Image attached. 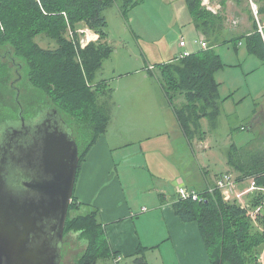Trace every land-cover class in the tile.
Here are the masks:
<instances>
[{"label": "trees", "instance_id": "obj_1", "mask_svg": "<svg viewBox=\"0 0 264 264\" xmlns=\"http://www.w3.org/2000/svg\"><path fill=\"white\" fill-rule=\"evenodd\" d=\"M143 1L0 0V123L18 119L20 104L26 118L34 117L44 108H58L79 144V177L83 162L107 132L111 118L113 88L107 81H95L104 58L112 51L109 42H101L108 37L104 11L118 4L127 16ZM185 2L199 38H204L209 47L180 57L188 51L184 50L174 59L154 65L150 73L154 74L156 67L160 69L161 86L184 133L192 141L203 133V118L208 117L215 125L222 112L224 100L215 74L224 62L216 47L231 41L238 43L242 37L250 52L264 59V37L257 19L252 18L254 30L250 35L230 38L221 25L223 17L204 8L202 0ZM258 3H261L258 16L261 14L264 20V0ZM81 22L96 30L100 40L82 47L75 29ZM69 29L73 30L74 39H68ZM40 35L54 40L56 47L41 46L37 41ZM177 99H183L182 103L176 104ZM228 164L239 172L236 178H254L257 189L253 206L264 205V147L239 150L233 143ZM83 205L87 204L77 198L75 191L65 226V234L77 233L85 243V250L75 264H97L113 258L116 253L112 251L99 209L87 205L90 210L86 213L73 214ZM174 210L183 221L198 223L212 264H262L263 214L258 213L254 220L247 208L236 200H225L220 190L206 193L203 201L178 198Z\"/></svg>", "mask_w": 264, "mask_h": 264}, {"label": "crops", "instance_id": "obj_2", "mask_svg": "<svg viewBox=\"0 0 264 264\" xmlns=\"http://www.w3.org/2000/svg\"><path fill=\"white\" fill-rule=\"evenodd\" d=\"M248 29L249 33L253 32L254 23ZM196 36L200 37L199 32ZM184 40L186 45L182 47L179 43L178 54L184 50H199ZM198 40L195 39L194 43L201 48ZM244 40L241 37L238 43H233L239 45ZM245 44L248 54L264 62V59L250 52L247 41ZM175 57L172 55L167 61ZM243 60L247 62L246 80L254 68L264 66V63L256 62L251 57L244 56ZM150 65L146 66L147 69ZM234 66L237 67L232 68V75L236 80L239 65ZM220 73L215 75L220 84V95L221 91H226L224 96L221 95L223 104L230 103L232 107L229 114L239 109L246 121L252 118L249 130H254L258 122H261L263 129L264 106L259 110L255 105L251 113L245 115L242 112L243 105L247 104L252 94L263 97L262 89L253 92L246 87L241 90L233 82L225 88ZM136 74L140 75L138 80L126 83L124 88L113 89L114 100L107 132L89 151L76 185L77 198L99 209L112 251L116 253L113 258L97 264H212L198 223L183 221L174 210V203L179 198L177 187L189 181L194 185L186 183L188 188L203 190L214 184L223 173L230 172L234 176L232 173L235 169L228 164V156L226 166L215 160L216 154L212 150L214 141L206 132L203 131L192 141L188 139L164 88L155 85V73H150L149 69L143 72L138 68ZM238 92L242 96L237 99ZM245 129L242 125L241 130ZM234 134L237 133L230 132L224 142L228 143L229 148L236 142ZM178 139L191 155L193 153L194 159L203 160L204 163L199 167H184L179 162L180 158L172 160V153L175 154V149L179 147L174 141ZM229 148L226 146L225 150ZM212 163H217L218 169L211 173L209 166ZM247 186V182L240 183L236 189L240 192ZM247 202L250 203V197ZM138 222L146 226L148 234L140 232L144 228L139 227ZM158 222L163 227H158ZM260 262L264 264V248Z\"/></svg>", "mask_w": 264, "mask_h": 264}, {"label": "rangeland", "instance_id": "obj_3", "mask_svg": "<svg viewBox=\"0 0 264 264\" xmlns=\"http://www.w3.org/2000/svg\"><path fill=\"white\" fill-rule=\"evenodd\" d=\"M260 4L258 0H239V2L236 0H224V4L222 0H202V6L204 8L223 17V22L220 23L225 28L230 38L250 35V29L248 28L253 27L254 20L252 18H256L257 21L261 20L260 22L264 24L263 16L259 14L257 17L256 15V10ZM104 14L108 21V37L106 40L103 38L104 40L102 39L101 42H109L112 46V51L109 53L108 57L104 58L103 67L95 78L96 83L107 81L113 89L117 87L124 88L126 83L136 81L140 78V75L136 74V69L139 68L145 72V70L148 71L149 67L151 68L154 65L157 66L162 61H167L172 55L177 56L180 51L179 43L181 37H184L194 48L200 49V46L194 43L195 39L200 40V38L196 36L198 32L195 30L193 19L188 11L185 0H144L141 4L132 9L127 16L120 11L118 4H113L104 11ZM83 26L88 25L85 22H81L75 29L78 30ZM94 31L96 32V30ZM78 32V37L81 39L82 33L80 31ZM66 35L68 39H71L69 30L66 31ZM98 40H100V38ZM37 41L43 47H56V42L44 37V35H40ZM245 43L246 41L244 40L241 44L235 45L233 41H231L230 43H223L216 47L224 62L223 68L218 70L216 74L222 72L219 77L223 80V87L225 88H228L230 86L229 83L233 82L237 84L241 90L246 89V87H250L253 92L262 89L263 94L264 66L254 68L251 76L246 80L248 75V72L245 70L247 62H244L243 57L247 56V58L251 57L252 60L256 62H264L248 54L249 51L245 48ZM149 63L152 65L147 69L146 66L149 65ZM236 64L239 65L238 67L240 70L238 69L239 76L234 80L232 75L234 71H232V68L237 67L234 66ZM154 73L155 79L153 81L155 85L160 88L163 82L161 71L156 67ZM20 80L17 81L19 82ZM239 92L237 99L242 96ZM221 93V95L224 96L226 91L223 90ZM182 101L183 99H177L176 104H180ZM255 105H258L259 110H262L264 106V95L263 97H255V95L252 94L247 104H244L242 107L244 115L251 113ZM229 111H232L230 103L227 105L223 104L222 113L215 125L211 123L208 117L202 119V130L207 133L208 137L211 136L210 139L214 141V148H212V150H214L216 154L215 160H217L219 164H225V166L227 165L226 159L229 155L228 151L230 148L228 143L226 144L224 142L229 138L228 135L230 132L237 133L234 134V139L236 140L235 143L239 150H253L255 148L264 147V138L262 137L264 134V127L262 129L260 125L261 122H258V125L253 128L254 130H249L252 118L246 121L239 109L237 110L238 112L232 113L231 115ZM242 125L246 127L245 130H241ZM174 144L176 146L179 145V147L175 149L177 150L175 154L172 153V160L180 158L179 162L183 163L184 167L186 165L199 167L204 163L203 160L194 159L193 153L191 155L189 150L180 143L179 139L175 140ZM226 146L229 149L225 150ZM217 166V163H212L211 166H209L210 172L216 171L218 169ZM232 174L234 175L232 177L236 181V186L237 184L245 182L248 184V186L242 190H245L247 194H242L240 196L242 200L245 199L246 201L247 198L249 199L250 197V205L252 207L251 217L256 220L258 213L264 215V207H262L264 205H260V207L256 208L253 206L252 200L256 193V189L249 190V188L254 183V178L251 176L243 179L236 178L239 177V172L236 171ZM177 182L181 181L178 180ZM186 183H184L185 186H187ZM187 184L194 185L189 183V181ZM237 193H235L234 197L237 196ZM245 196H247V198H245ZM235 200L237 201V199ZM262 200L264 203V198ZM88 210H90V207L83 205L80 211H74L73 214L86 213ZM138 225L144 228L143 231H140L142 234H148L146 226L140 222H138ZM157 226L163 227V224L158 222ZM71 234L73 235V242H71V240L66 241L62 249L61 264H75L78 257L85 250V243L79 238V234Z\"/></svg>", "mask_w": 264, "mask_h": 264}, {"label": "water", "instance_id": "obj_4", "mask_svg": "<svg viewBox=\"0 0 264 264\" xmlns=\"http://www.w3.org/2000/svg\"><path fill=\"white\" fill-rule=\"evenodd\" d=\"M79 166L58 108L0 123V264H61Z\"/></svg>", "mask_w": 264, "mask_h": 264}, {"label": "built area", "instance_id": "obj_5", "mask_svg": "<svg viewBox=\"0 0 264 264\" xmlns=\"http://www.w3.org/2000/svg\"><path fill=\"white\" fill-rule=\"evenodd\" d=\"M256 15L258 17V9L256 10ZM258 25H259V31L261 32V34L264 37V25L261 24L260 21H258ZM78 31H80L82 33V38L80 39V45L82 47H85L86 45H88L90 42L92 41H97L100 36L97 32H95L92 28H90L89 26H83L81 28H79L78 30H76L77 33H79ZM69 34L70 37L72 39H74L75 34L73 32L72 29H69ZM198 43H200L202 48H208V42L204 39L201 38L200 40L197 41ZM186 42L184 40V38H182L180 40V46H185ZM189 51H184L182 52V54H180V57L184 56V55H188ZM154 67H149V69H153ZM235 180L233 179L231 174H224L223 176H219L216 179V182L214 184L209 185L207 188L203 189L202 191H198L196 189H191L188 188L185 185H179L178 186V196L181 199H189L192 198L193 200L196 201H203L205 200V195L206 193H213L216 190H220L224 196V199L227 201H233L235 199H237V201L245 208L248 209V212L250 215H252V211H251V205L249 202H247L245 199H241L242 194H247L245 193L246 191H242V192H238L236 191V184H235ZM257 189L256 185H255V181L252 184V186L249 188V190H254ZM235 193H237L235 195ZM239 198V200H238Z\"/></svg>", "mask_w": 264, "mask_h": 264}, {"label": "flooded vegetation", "instance_id": "obj_6", "mask_svg": "<svg viewBox=\"0 0 264 264\" xmlns=\"http://www.w3.org/2000/svg\"><path fill=\"white\" fill-rule=\"evenodd\" d=\"M72 236H73L72 234H65V235H64V243H63V247H62V249L64 248V246H65V244H66V241L71 240V242H73ZM62 253H63V250H62Z\"/></svg>", "mask_w": 264, "mask_h": 264}]
</instances>
